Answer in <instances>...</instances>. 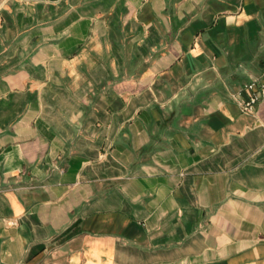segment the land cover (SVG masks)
I'll return each mask as SVG.
<instances>
[{
    "label": "crops",
    "instance_id": "obj_1",
    "mask_svg": "<svg viewBox=\"0 0 264 264\" xmlns=\"http://www.w3.org/2000/svg\"><path fill=\"white\" fill-rule=\"evenodd\" d=\"M263 59L264 0H0V264H264Z\"/></svg>",
    "mask_w": 264,
    "mask_h": 264
},
{
    "label": "built area",
    "instance_id": "obj_2",
    "mask_svg": "<svg viewBox=\"0 0 264 264\" xmlns=\"http://www.w3.org/2000/svg\"><path fill=\"white\" fill-rule=\"evenodd\" d=\"M260 69L264 75V59L260 61ZM245 94V99H241V94ZM242 112L251 113L254 105L264 99V84L251 81L245 83L234 95Z\"/></svg>",
    "mask_w": 264,
    "mask_h": 264
}]
</instances>
